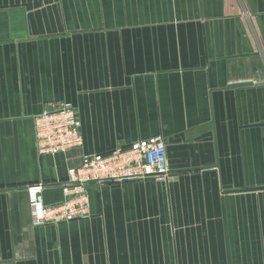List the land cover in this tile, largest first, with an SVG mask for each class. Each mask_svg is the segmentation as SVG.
I'll use <instances>...</instances> for the list:
<instances>
[{"label": "crops", "instance_id": "0c3cea01", "mask_svg": "<svg viewBox=\"0 0 264 264\" xmlns=\"http://www.w3.org/2000/svg\"><path fill=\"white\" fill-rule=\"evenodd\" d=\"M61 103L83 144L39 156ZM155 136L166 182L90 183L88 216L32 225L28 185L61 203L84 156ZM221 199L232 264H264V0H0V264H227Z\"/></svg>", "mask_w": 264, "mask_h": 264}, {"label": "built area", "instance_id": "2783aa9c", "mask_svg": "<svg viewBox=\"0 0 264 264\" xmlns=\"http://www.w3.org/2000/svg\"><path fill=\"white\" fill-rule=\"evenodd\" d=\"M33 135L39 156L63 154L83 144L80 120L74 106L61 103L34 117ZM169 167L164 140L161 136L138 140L101 154L84 156L77 167L67 170L61 183L64 199L61 203L46 205L43 201V183L26 187L32 225L58 224L82 219L89 215L90 183L103 184L128 180L166 182Z\"/></svg>", "mask_w": 264, "mask_h": 264}, {"label": "rangeland", "instance_id": "374dc122", "mask_svg": "<svg viewBox=\"0 0 264 264\" xmlns=\"http://www.w3.org/2000/svg\"><path fill=\"white\" fill-rule=\"evenodd\" d=\"M188 247L190 249H216L223 250V239L221 236H189Z\"/></svg>", "mask_w": 264, "mask_h": 264}, {"label": "water", "instance_id": "95a60500", "mask_svg": "<svg viewBox=\"0 0 264 264\" xmlns=\"http://www.w3.org/2000/svg\"><path fill=\"white\" fill-rule=\"evenodd\" d=\"M252 84L253 83L248 82V83H243V84H233V86L241 87V86H250ZM256 126H260V125H256ZM221 209H222V220H223V227H224V244H225V252H226V261H227V264H232L231 253H230V242H229V236L227 234V225H226V218H225L224 199H221Z\"/></svg>", "mask_w": 264, "mask_h": 264}]
</instances>
